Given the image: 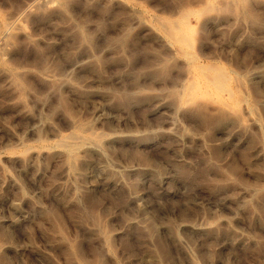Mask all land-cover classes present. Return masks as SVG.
<instances>
[{"label": "rangeland", "instance_id": "obj_1", "mask_svg": "<svg viewBox=\"0 0 264 264\" xmlns=\"http://www.w3.org/2000/svg\"><path fill=\"white\" fill-rule=\"evenodd\" d=\"M0 264H264V0H0Z\"/></svg>", "mask_w": 264, "mask_h": 264}, {"label": "bare ground", "instance_id": "obj_2", "mask_svg": "<svg viewBox=\"0 0 264 264\" xmlns=\"http://www.w3.org/2000/svg\"><path fill=\"white\" fill-rule=\"evenodd\" d=\"M222 76H223V75H222ZM215 77H216V76H215ZM217 78H219V77H217ZM220 79H221V77H220ZM220 79H219V81H220V82H219V81H217V83L219 82L220 84H219V83H218V84H219V85H220L222 88H224V87H225V86H224L225 84L223 83V85H222V82H223V81H222V80H220ZM223 79H224V78H223ZM226 79H227V78H226ZM200 80H201V79H200ZM214 80H215V79H214ZM204 81H205V80H204ZM224 81H225V80H224ZM219 85H218V86H219ZM192 87H193V86H192ZM221 87H220V89H221ZM228 88H229V87H228ZM228 88H227V90H228ZM224 89L226 90V88H224ZM228 91H230V92H231V90H228Z\"/></svg>", "mask_w": 264, "mask_h": 264}]
</instances>
